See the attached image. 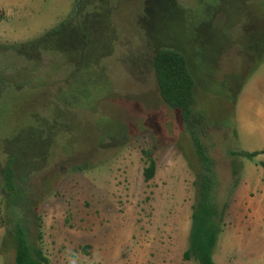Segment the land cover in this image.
Returning <instances> with one entry per match:
<instances>
[{"label":"rangeland","instance_id":"rangeland-1","mask_svg":"<svg viewBox=\"0 0 264 264\" xmlns=\"http://www.w3.org/2000/svg\"><path fill=\"white\" fill-rule=\"evenodd\" d=\"M75 1L0 0V69L18 83L0 99V153L36 115L54 116L61 132L29 183L41 199L42 238L31 225V240L49 264H197L183 259L195 203L191 137L153 66L168 44L199 81L195 109L206 126L197 133L214 161L212 199L225 210L215 264H264V0H112L113 54L81 73L60 52L37 64L16 53ZM146 152L156 162L150 181ZM15 242L13 226L0 227V264H15Z\"/></svg>","mask_w":264,"mask_h":264},{"label":"trees","instance_id":"trees-1","mask_svg":"<svg viewBox=\"0 0 264 264\" xmlns=\"http://www.w3.org/2000/svg\"><path fill=\"white\" fill-rule=\"evenodd\" d=\"M111 5L112 0H76L69 16L57 27L35 40L17 43L13 47L18 55L25 57L29 54L25 58L36 64L41 61L43 52H60L75 73L84 72L113 54L118 34L110 17L113 9ZM170 5L176 7V0H172ZM171 48L168 44L158 47L159 50L153 55V66L158 92L164 104L178 112L191 137L195 158L192 166L196 177L193 183L195 203L191 216L189 247L184 252L183 259L197 264H215L213 255L222 232L220 222L225 216V210L220 212L212 199L215 185L214 161L197 133L198 124L201 125L202 135L206 126L202 125V114L195 109L197 95L201 94L199 81L194 67L191 71L185 55ZM11 85L18 86V83L0 69V99ZM33 120V126L21 128L5 139L0 153V190L3 198V204L0 205V227L13 226L16 241L15 264H49L42 248L30 237L29 229L32 225L37 228V238H42L41 217L38 212L41 199L37 201L33 198L29 183L33 175L47 169L52 154L51 144L54 147L61 132L54 116L48 119L36 115ZM145 154L148 166L144 170V177L146 181H150L155 176L156 162L151 152ZM258 154L259 152L236 153L247 159H254ZM259 165L264 168V162ZM81 170L82 168L73 171ZM89 248L86 247L87 250Z\"/></svg>","mask_w":264,"mask_h":264}]
</instances>
